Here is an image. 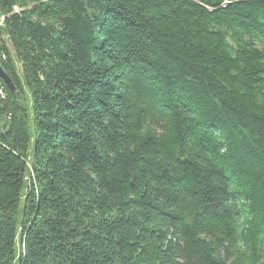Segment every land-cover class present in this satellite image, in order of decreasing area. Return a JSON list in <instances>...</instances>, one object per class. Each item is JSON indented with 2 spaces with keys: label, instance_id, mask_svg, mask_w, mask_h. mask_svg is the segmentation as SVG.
Returning <instances> with one entry per match:
<instances>
[{
  "label": "trees",
  "instance_id": "trees-1",
  "mask_svg": "<svg viewBox=\"0 0 264 264\" xmlns=\"http://www.w3.org/2000/svg\"><path fill=\"white\" fill-rule=\"evenodd\" d=\"M0 64V264H264V0H0Z\"/></svg>",
  "mask_w": 264,
  "mask_h": 264
},
{
  "label": "water",
  "instance_id": "water-1",
  "mask_svg": "<svg viewBox=\"0 0 264 264\" xmlns=\"http://www.w3.org/2000/svg\"><path fill=\"white\" fill-rule=\"evenodd\" d=\"M0 79L4 82V84L7 86V88L9 89V91L12 93V95L17 98L18 96H20V94L17 92V89L14 85V83L12 82V80L6 75V73L4 72L1 64H0Z\"/></svg>",
  "mask_w": 264,
  "mask_h": 264
},
{
  "label": "rangeland",
  "instance_id": "rangeland-1",
  "mask_svg": "<svg viewBox=\"0 0 264 264\" xmlns=\"http://www.w3.org/2000/svg\"><path fill=\"white\" fill-rule=\"evenodd\" d=\"M8 47H9V49L12 51V48H11V45H10V43H8ZM27 92V91H26ZM27 103L29 104L30 103V101L29 100H27Z\"/></svg>",
  "mask_w": 264,
  "mask_h": 264
}]
</instances>
